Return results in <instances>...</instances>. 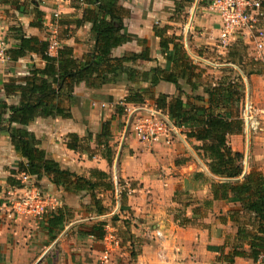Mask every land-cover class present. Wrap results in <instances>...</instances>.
Segmentation results:
<instances>
[{
    "label": "crops",
    "instance_id": "0c3cea01",
    "mask_svg": "<svg viewBox=\"0 0 264 264\" xmlns=\"http://www.w3.org/2000/svg\"><path fill=\"white\" fill-rule=\"evenodd\" d=\"M11 1L0 0V37L5 39L8 48L17 44L11 28L19 27L27 35L41 39L47 37L48 41L56 28L60 45L72 47L77 56L92 49L94 39L90 34V24L79 28L69 25L67 36L64 33L67 24H60V21L68 23L82 16L84 4L79 0H27L31 2L30 5L19 0V9ZM199 2L197 0V5H200ZM121 4L130 11L124 20L128 31L139 38L148 39L150 43V56L154 61H139L138 67L147 70L157 64L163 65L164 59L157 53L159 39L154 36L153 25L168 27L169 34L180 35L172 28L180 25L175 23L174 1L125 0ZM34 7L43 12L42 30L30 25ZM55 13L59 14L57 26ZM197 24L204 32L191 36V43L197 48L204 45L213 49L215 46L222 63L206 57V53H210L202 50L188 52L194 63L198 67L208 66L210 73L215 71L217 79L223 74L222 68L230 67L235 74H240L244 84V95L239 106L242 132L228 136V145L233 151L244 154L243 164L245 158L247 161L245 172L256 169L264 173V48L261 58H258L254 37L248 31H241L230 40L228 47L220 49V45H216L217 19L202 16ZM238 47H241L240 51ZM235 50L237 57L229 60L228 53ZM139 51L140 47L132 41L114 49L112 54L122 56L127 52ZM32 64L44 68L43 61L33 53L16 62L9 59L0 61V100H5L9 105L18 103V96L5 94L4 84L11 79H23ZM251 69H258L259 72L246 76L244 73ZM180 84L188 94L203 95L205 100L198 104L207 105L203 87L192 90L185 80H180ZM131 87L125 76L99 89H90L81 83L74 90L73 104L64 102L70 110V118L39 117L27 126L40 140V147L62 168L85 176L88 170L98 169L112 175L114 188L117 181L121 180V184L115 188L114 195L111 191L97 193L108 211L95 215L82 207V204L90 203L89 196L66 193L46 177L38 180L29 176L24 186L35 187L46 195L49 207L39 217L18 215L7 219L4 210L0 212V264H97L98 255L103 250L102 239L96 240L85 233L98 221H105L106 229L120 238L121 231L131 237L132 244L129 240L122 241L123 249L114 257V264H264L262 257L253 261L247 256L235 257L233 262H229L233 249L242 244L237 234L238 227L251 230V219L232 197L226 200L213 198L211 185L220 179L208 169V158L201 150L202 142L187 137L188 126L179 132L171 145L157 144L148 148L131 136H125V140L122 137L119 139L117 135L122 117L116 113L115 107L122 104ZM155 91L156 94L163 93L170 97L177 94L176 87L166 82L157 85ZM246 103L251 107V119L257 121V128L251 132H248L249 123L245 118ZM102 104L107 106L102 107ZM105 121L110 122V145L115 149L111 165L101 155L102 149H96L95 143V136ZM88 132L92 134V139L86 141L90 147L88 152L66 147L68 134L74 133L83 138ZM22 160L9 134L0 132V206L6 202L7 192L12 189L7 182L10 171L17 170ZM119 188L127 195L123 209L120 208ZM13 189L18 192L22 190L21 187ZM107 192L112 197L108 198V203ZM63 206L69 208L71 215L56 238L49 243L46 217ZM114 215L118 217L115 221L112 220ZM243 248L248 251L246 243H243ZM129 250L135 252L134 258H131Z\"/></svg>",
    "mask_w": 264,
    "mask_h": 264
},
{
    "label": "trees",
    "instance_id": "16d2710c",
    "mask_svg": "<svg viewBox=\"0 0 264 264\" xmlns=\"http://www.w3.org/2000/svg\"><path fill=\"white\" fill-rule=\"evenodd\" d=\"M29 5L30 1L24 0ZM125 0H79L84 7L82 16L66 23L65 35L69 34L70 26L79 28L90 24V34L94 39L91 50L77 56L74 49L67 45H60L56 55L48 52L49 41L47 37L41 39L37 36L27 35L19 27H12L13 37L17 44L7 47L6 55L9 60L16 62L28 53L36 54L44 63V68H37L35 64L29 66L28 74L21 80H9L4 84L7 96H18L17 104L9 105L0 100V132H6L16 152L22 157L17 170H11L7 182L10 187H21L19 175L25 174L40 180L46 177L52 184L66 193L89 196L90 203L83 205L87 212L95 215L106 214V208L97 193L111 191L119 187L121 180L113 184L112 175L98 170H88V175H80L64 169L54 159L49 157L40 147V140L27 126L35 119L42 118H70V110L64 102H74L75 88L84 83L90 89H99L107 83H115L125 76L132 87L128 94L115 107L118 115H122L127 105H152L168 114L177 125L188 126V138H195L202 142L201 150L208 158V169L212 175L220 180L213 182L211 192L214 199L226 200L231 197L239 202L244 212L251 219V230L238 227V236L242 244L235 247L229 262L235 257H250L253 261L264 259V173L251 169L244 171V154L233 151L228 145V136L242 131L243 122L240 117L239 106L244 95V84L240 74H235L230 68H222V76L217 79L213 76L210 81L202 83L201 77L205 72L194 63L183 43V36L175 33L169 34L168 27L153 25L154 36L159 39L157 53L164 59V64L141 69L139 61H154L150 56V43L146 38H139L128 31L124 20L130 14L129 9L121 4ZM174 12L182 9L181 2L190 5L194 0H173ZM9 2V0H3ZM19 9V0L11 1ZM210 0L203 3L208 5ZM199 4V3H198ZM261 10L264 11V0H261ZM33 20L30 25L43 29V12L37 7L33 9ZM67 36V35H66ZM135 41L140 51L127 52L122 56H114L112 51L123 44ZM237 50L228 53V59L237 56ZM240 58V56L238 57ZM226 59V63H228ZM255 61V63H258ZM258 69H251L244 73L246 76L258 73ZM180 80L190 86L192 90L203 87L207 96V105H199L205 100L198 93H186ZM171 83L176 87V96L156 94V86L160 83ZM133 85H138L133 87ZM151 102L148 103V102ZM190 105V106H189ZM190 107L187 109V107ZM92 139L88 132L86 137L77 134L67 135L66 147L74 151L90 150L87 139ZM110 122L101 123L100 131L95 136L96 149H102L101 155L111 165L115 149L110 145ZM91 157V155H89ZM120 208L126 198V192L119 188ZM1 203V201H0ZM71 212L66 206L60 207L46 217L49 234V243L53 241L64 222L68 220ZM113 216L112 220H117ZM105 221L95 222L85 234L96 240L105 235ZM119 231V230H118ZM122 241L129 240L127 232H120ZM248 245V251L243 248ZM130 244V245H131ZM123 246V244H122ZM130 251L131 258L135 252Z\"/></svg>",
    "mask_w": 264,
    "mask_h": 264
},
{
    "label": "built area",
    "instance_id": "2783aa9c",
    "mask_svg": "<svg viewBox=\"0 0 264 264\" xmlns=\"http://www.w3.org/2000/svg\"><path fill=\"white\" fill-rule=\"evenodd\" d=\"M206 9L209 13L215 15L217 19L218 39L222 43H228L237 32L248 31L255 39L257 56L261 58L264 48V11L261 10V0H210ZM54 17L57 26L59 14L55 13ZM52 35L49 40L48 52L50 55H55L54 52L61 43L56 28ZM6 49V41L3 37H0L1 62L8 59ZM106 106L102 104V107ZM127 111L130 114H128V120L124 125L125 131L130 130L135 138L148 148L157 144L171 145L178 137L179 132L185 128L182 125H177L169 118L167 113L152 105H128ZM244 112L249 123L248 132H251L250 130L257 128V121L251 119L249 103L245 104ZM19 177L22 190L18 192L13 189L18 187H12L7 192L6 202L0 206V212L4 210L7 219H13L18 215L41 216L49 207L48 197L35 187L24 186L29 179L28 175L21 174ZM157 235L159 236L160 233L157 232ZM102 244L103 250L99 258V264H114V257L116 258L117 253L123 249L120 239L115 232L106 229Z\"/></svg>",
    "mask_w": 264,
    "mask_h": 264
},
{
    "label": "rangeland",
    "instance_id": "374dc122",
    "mask_svg": "<svg viewBox=\"0 0 264 264\" xmlns=\"http://www.w3.org/2000/svg\"><path fill=\"white\" fill-rule=\"evenodd\" d=\"M207 1L208 0H200V2H199L200 5H197V0H194V2L190 5H187L186 2H184V3L181 2L182 9L177 11V12L176 11L173 12L174 17L176 19L175 23L180 24V25H174V26H172V28H174L177 32H179V34H181L183 36V43H184L185 48L188 52L193 51V52L197 53L198 51H201V50L204 51L205 53L209 52L210 54L206 53V57L209 56V58L211 60L219 61V63H222V58H221L220 54L217 52V48L215 46L213 47V49H208L204 45H202V48H203L202 49V48H197L196 46H194L191 43V36L196 35L199 32H204V29L202 27L198 26L197 21L200 18H202V16H204L205 18H211V16L215 17V15H213L212 13H209L206 10V5L205 4L203 5V3L207 2ZM205 29H207V27ZM185 31H186L187 35H185ZM238 35H239V32L235 33L230 40L232 41V39ZM226 43H222L219 39H217V41H216V45H220V49H224V46L228 47L231 42L229 41L228 44H226ZM207 47H209V46H207ZM237 49L240 51L241 47H238ZM245 49H246V47H245ZM201 56H203V55H201ZM195 62L197 63V61H195ZM199 69H203L205 71L201 77L202 83H204V84L210 81L211 76L215 77V75H217V74H215V71L213 73H210L211 70L209 69L208 66L206 67V66L200 65ZM148 103L151 104L150 101ZM145 107H147V106H145ZM127 109H128V106L124 110V113L121 115V117H122V122H120L121 129H119V131H118L119 134L117 135L119 137V139L122 137L123 140H125V136L126 137L131 136L133 139H135V136L132 134V132L130 130H127L128 132H126L125 128H124L125 127L124 125H126V122L128 120V114H130V112H128ZM129 110H131V108H129ZM118 143L119 142H117V145H118ZM244 164H245L244 170H246V167H247L246 158H245ZM106 197H107V203H108V198H110V199L112 198L111 193L107 192ZM100 256H101V252L98 255V260H97L98 263L97 264H99ZM122 264H124V263H122Z\"/></svg>",
    "mask_w": 264,
    "mask_h": 264
}]
</instances>
